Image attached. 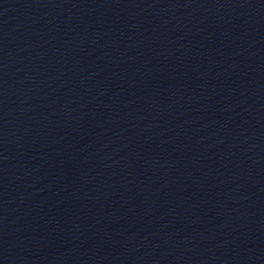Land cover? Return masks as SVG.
Instances as JSON below:
<instances>
[{"label": "water", "instance_id": "water-1", "mask_svg": "<svg viewBox=\"0 0 264 264\" xmlns=\"http://www.w3.org/2000/svg\"><path fill=\"white\" fill-rule=\"evenodd\" d=\"M0 264H264V0H0Z\"/></svg>", "mask_w": 264, "mask_h": 264}]
</instances>
